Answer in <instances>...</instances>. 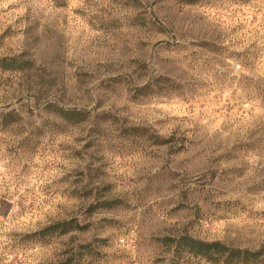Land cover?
I'll use <instances>...</instances> for the list:
<instances>
[{"label":"rangeland","instance_id":"obj_1","mask_svg":"<svg viewBox=\"0 0 264 264\" xmlns=\"http://www.w3.org/2000/svg\"><path fill=\"white\" fill-rule=\"evenodd\" d=\"M6 56L32 64L0 70V264L264 249V0H0Z\"/></svg>","mask_w":264,"mask_h":264},{"label":"trees","instance_id":"obj_2","mask_svg":"<svg viewBox=\"0 0 264 264\" xmlns=\"http://www.w3.org/2000/svg\"><path fill=\"white\" fill-rule=\"evenodd\" d=\"M32 64L29 60H21L19 57H0V70H25ZM57 113L67 121L80 122L84 114L80 110L57 108ZM113 202H104V207H109ZM84 225L75 219L63 220L52 223L31 235L59 236L67 234L75 229H84ZM165 245L173 248L176 257L182 258L186 254L204 258L210 262H224L226 264H256L264 260V249H249L232 247L220 240L204 241L191 235L179 237H164Z\"/></svg>","mask_w":264,"mask_h":264}]
</instances>
